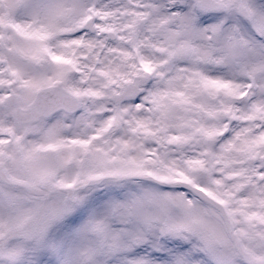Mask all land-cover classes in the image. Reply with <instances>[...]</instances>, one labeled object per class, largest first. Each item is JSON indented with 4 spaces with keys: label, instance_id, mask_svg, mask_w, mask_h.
Segmentation results:
<instances>
[{
    "label": "snow or ice",
    "instance_id": "6c2138e0",
    "mask_svg": "<svg viewBox=\"0 0 264 264\" xmlns=\"http://www.w3.org/2000/svg\"><path fill=\"white\" fill-rule=\"evenodd\" d=\"M0 264H264V0H0Z\"/></svg>",
    "mask_w": 264,
    "mask_h": 264
}]
</instances>
